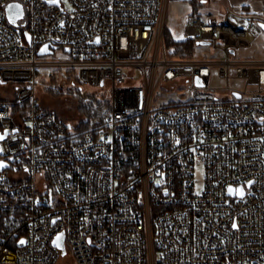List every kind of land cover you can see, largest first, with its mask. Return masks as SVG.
<instances>
[{
  "label": "built area",
  "instance_id": "obj_1",
  "mask_svg": "<svg viewBox=\"0 0 264 264\" xmlns=\"http://www.w3.org/2000/svg\"><path fill=\"white\" fill-rule=\"evenodd\" d=\"M167 14L168 0H0L16 92L0 99V264H264V59L237 56L264 12L191 17L185 39L213 59L175 54ZM41 78L110 97L73 125Z\"/></svg>",
  "mask_w": 264,
  "mask_h": 264
},
{
  "label": "rangeland",
  "instance_id": "obj_2",
  "mask_svg": "<svg viewBox=\"0 0 264 264\" xmlns=\"http://www.w3.org/2000/svg\"><path fill=\"white\" fill-rule=\"evenodd\" d=\"M221 11V4L212 0L208 3L202 4L197 14L206 20L214 18L219 19L222 16ZM192 12L193 8L190 2L168 0L167 26L175 40H183L186 38L185 28L189 22L187 17ZM263 55L264 34L258 37L251 47L241 49L237 52V56L241 58L249 57L251 59H258ZM204 56L213 59L216 57H222V53L218 50H214L208 45L197 46L194 57L203 58ZM238 83H240V80L238 79H233L231 81L232 85ZM37 84V92L40 101L47 107L57 111L64 120L73 123V125L83 119V116L78 112V103L81 99L89 100L110 97V91L108 89L101 90L99 87L91 86L86 83L80 85L69 83L66 86L62 85L63 87L59 84L58 87H55L54 89L55 91L63 90V92L58 95L52 94V90L47 88L52 85L49 80L41 78ZM15 93L14 86L10 84L0 85V97H3L4 99L11 98ZM199 173L201 176V168L199 169Z\"/></svg>",
  "mask_w": 264,
  "mask_h": 264
},
{
  "label": "trees",
  "instance_id": "obj_3",
  "mask_svg": "<svg viewBox=\"0 0 264 264\" xmlns=\"http://www.w3.org/2000/svg\"><path fill=\"white\" fill-rule=\"evenodd\" d=\"M200 3H201V0L200 1L193 0V13L191 17L197 14L199 7L201 5ZM166 41H167L169 48L175 49L174 51L175 54H179L180 52H183L185 50L191 53L195 50V47H196V41L194 39L175 40L169 28H167V32H166ZM183 54L185 53L183 52ZM49 81L52 85L48 86L47 88L52 90V94L58 95L59 93L63 92V90L55 91L54 89L55 87L56 88L58 87V85L61 83L60 81H57L56 78L49 80ZM0 85H3L1 79H0ZM0 99H4V98L0 97ZM105 103L106 102L104 101H96V99H89V100L81 99L78 103V112L81 115L89 116V120L87 123L91 124V121L93 119L99 118L101 116V112L105 106ZM17 108L18 107L15 106V109ZM0 129H1V124H0Z\"/></svg>",
  "mask_w": 264,
  "mask_h": 264
},
{
  "label": "crops",
  "instance_id": "obj_4",
  "mask_svg": "<svg viewBox=\"0 0 264 264\" xmlns=\"http://www.w3.org/2000/svg\"><path fill=\"white\" fill-rule=\"evenodd\" d=\"M175 1H179V2L188 1L191 3V6L193 8V0H175ZM198 1H200V0H198ZM210 1H212V0H201L200 4L202 5V4L208 3ZM213 1L221 4V9H222L221 15H223V12L225 11V8L227 5H232V6L238 7V8H247V9L253 10V11L258 12V13L264 12V0H213ZM199 9H200V7H199ZM192 13H190L189 16L187 17L188 21L190 20ZM263 59H264V55L262 57L258 58V60H263Z\"/></svg>",
  "mask_w": 264,
  "mask_h": 264
},
{
  "label": "water",
  "instance_id": "obj_5",
  "mask_svg": "<svg viewBox=\"0 0 264 264\" xmlns=\"http://www.w3.org/2000/svg\"><path fill=\"white\" fill-rule=\"evenodd\" d=\"M203 2V1H202ZM18 5V7H14L12 9H9L7 6V11H8V16L9 19L16 25L18 26H24L25 25V11H24V7L21 3L19 2H11L8 5ZM263 27H264V23H263ZM198 43L200 44H205L206 42L204 41H199ZM233 52V50H232ZM5 135L0 133V137H3ZM242 193H244V188L241 189ZM231 192H234V188H231ZM59 237V239H58ZM56 240H55V244L58 246H63V234L59 235Z\"/></svg>",
  "mask_w": 264,
  "mask_h": 264
},
{
  "label": "snow or ice",
  "instance_id": "obj_6",
  "mask_svg": "<svg viewBox=\"0 0 264 264\" xmlns=\"http://www.w3.org/2000/svg\"><path fill=\"white\" fill-rule=\"evenodd\" d=\"M53 2H56V0H53ZM14 7H18V5H8V8L9 9H12V8H14ZM0 139H2V137H0ZM0 166H2V165H0ZM230 191H231V189H230ZM240 194L242 195L243 193H242V191L240 192ZM234 227H235V225H233ZM58 239H59V237H58ZM20 243L21 244H23L24 243V241L22 240V241H20Z\"/></svg>",
  "mask_w": 264,
  "mask_h": 264
}]
</instances>
